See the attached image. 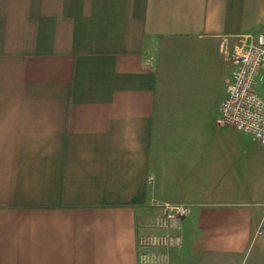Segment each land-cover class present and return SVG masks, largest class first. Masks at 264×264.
<instances>
[{
	"label": "crops",
	"instance_id": "obj_1",
	"mask_svg": "<svg viewBox=\"0 0 264 264\" xmlns=\"http://www.w3.org/2000/svg\"><path fill=\"white\" fill-rule=\"evenodd\" d=\"M262 32L264 0H0V264H141L166 202L164 264L264 257V146L216 123Z\"/></svg>",
	"mask_w": 264,
	"mask_h": 264
},
{
	"label": "built area",
	"instance_id": "obj_2",
	"mask_svg": "<svg viewBox=\"0 0 264 264\" xmlns=\"http://www.w3.org/2000/svg\"><path fill=\"white\" fill-rule=\"evenodd\" d=\"M225 54L233 68L216 123L248 133L264 146V32L239 36L233 49ZM159 206L161 214L140 225L141 264H164L170 250L182 247V222L190 214V205L166 202Z\"/></svg>",
	"mask_w": 264,
	"mask_h": 264
},
{
	"label": "rangeland",
	"instance_id": "obj_3",
	"mask_svg": "<svg viewBox=\"0 0 264 264\" xmlns=\"http://www.w3.org/2000/svg\"><path fill=\"white\" fill-rule=\"evenodd\" d=\"M219 87V84L216 86V88ZM257 243L252 244V246L250 247L249 251L243 255L240 258H235L234 262L231 260V263L229 260H227L226 264H264V257L257 259L256 258V254H257ZM177 248H173L172 250H175ZM171 251V250H170ZM224 259L221 261L222 264H225ZM194 264V261L189 260L186 261L185 264ZM233 262V263H232ZM196 264V263H195Z\"/></svg>",
	"mask_w": 264,
	"mask_h": 264
}]
</instances>
